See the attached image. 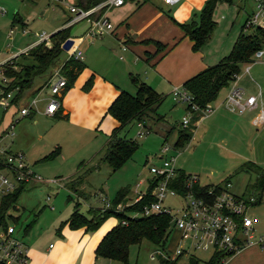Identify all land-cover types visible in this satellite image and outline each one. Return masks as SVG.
<instances>
[{
    "label": "rangeland",
    "instance_id": "374dc122",
    "mask_svg": "<svg viewBox=\"0 0 264 264\" xmlns=\"http://www.w3.org/2000/svg\"><path fill=\"white\" fill-rule=\"evenodd\" d=\"M148 2L158 5L161 1L149 0ZM68 3L64 1L59 4L51 0H0V5L6 10L4 14L0 13V63L11 57L8 55L14 56L12 53L16 49L19 50L20 47L37 39V34L54 32L53 29L64 18V11L69 12L66 7ZM131 3L132 1H127L121 6L107 7L110 20L114 25L118 24L119 17L124 15ZM254 8L255 0H222L218 2L213 13L216 25L212 31L211 39L205 44V53L210 64L219 62L224 55L229 53L241 31V26L248 17L247 14L251 13ZM163 10L169 13L167 8H163ZM16 11L22 18L21 22L25 23L27 33L22 31L18 20L11 23L12 16ZM95 13L93 15L95 17L100 14L99 12ZM85 26L86 18L78 20L70 26V34H79ZM10 28L12 31L9 34ZM245 30L251 31L252 25H246ZM102 37L98 34L93 38V42L90 43L91 48L89 45L87 48H83L84 44L82 43V61L85 60L86 55L88 57L90 55V59L97 61L95 58L97 49L93 47V44L97 42L103 40L106 46L113 47L106 38ZM106 46H103L102 50L110 53L109 64L99 67V71L107 73L106 75H111L114 69L119 71L127 90L135 93L137 87L131 78V71L134 74L140 72L139 78L141 79H145L147 74L133 63L128 55L124 59H120L113 48L109 49L108 47V51ZM64 55L63 52L60 59ZM252 58L254 60L240 64L237 82L248 93L262 89L264 95V55L258 59L253 54ZM247 64H251L249 71L245 70ZM53 80V76L49 78V82ZM42 89L41 98L36 102L37 107L31 109L28 114L21 116L15 107H9L14 111L12 130L9 134H4L1 137L0 144L8 145L12 150L22 151L25 160L42 178L68 177L70 180L76 181L75 189L69 186L72 182L68 183V181L64 184L69 189L63 184H56L52 181L49 183L32 182L33 179H30L25 183L13 205L8 209L11 216L6 218L8 223L14 225V232L19 235L35 231L45 234L57 224L59 219H63L74 209L77 199L81 201L78 209L86 214L89 213L88 203L92 206L99 205L102 194L114 200L121 187H128L129 194L133 195L131 197L128 195L131 200L128 196L122 199L120 209L126 210L129 205L135 202L133 199L137 194L134 195V193L146 189L148 178L152 175L150 164L161 163L160 155L163 145L165 143L174 144L177 127L180 126L183 116H190V111L185 107V101L173 99L170 94H167L156 111H149L146 116L145 124L151 128L150 131H146L143 124L139 126L135 120L127 125L126 132L136 140L138 146L119 168L113 169L112 165L104 158L107 148V144L104 146V142L107 135L98 131H74L64 116L57 114L50 116L43 113L42 107L46 100L44 96L49 92L48 84L46 83ZM226 91H228V87L224 86L211 102L214 109H217V113L215 114L213 111L201 116V112L198 116V118L201 116V120L199 119L198 124L195 123L193 135L187 143L181 147H171L164 154L176 156L177 167L187 173L198 174L202 183L224 184L230 181L233 191L248 195L254 191L253 184L258 176L257 170L249 162L254 161L264 168V121L260 124L253 123L251 119L254 111L245 110L241 115L228 111L225 103H222ZM29 95L30 93H26L25 97ZM158 113L163 117H159ZM222 114H226V116L225 119L220 120ZM9 118L6 115L0 123V127H4ZM15 118L17 119L15 120ZM174 125L176 128L166 136L168 130ZM56 147H58V152L55 151ZM50 152H54V154L47 156ZM140 180H142L141 183H139ZM259 193H261L258 196L259 200L249 206L250 214L262 218L261 223L256 222L255 224L257 235L262 232L260 230L264 229V190ZM171 202L179 204L180 200L173 195L166 196L165 203ZM89 210L91 211L90 207ZM127 212L131 216L141 214L131 210H127ZM27 225L29 226L27 227ZM178 235L179 230L172 227L168 233L165 247L146 237L139 242L131 243L127 264H162V257L167 253L174 254ZM180 242L186 244L185 241ZM263 252L264 250L259 251V253ZM193 253L206 259L210 256L211 251L197 249ZM189 255L190 253H185L178 257L177 264H190ZM176 256L174 255V257ZM259 257L260 254L257 259ZM115 262L124 264L117 260Z\"/></svg>",
    "mask_w": 264,
    "mask_h": 264
},
{
    "label": "built area",
    "instance_id": "2783aa9c",
    "mask_svg": "<svg viewBox=\"0 0 264 264\" xmlns=\"http://www.w3.org/2000/svg\"><path fill=\"white\" fill-rule=\"evenodd\" d=\"M53 1L61 3H64V1L69 2L66 4L70 12V15L65 20L66 25L88 16L93 10L103 5L109 7L124 2V0H104L98 5L85 9L78 7L70 0ZM162 1L170 4L179 0ZM5 12V8L0 5V13L4 14ZM244 23L245 27L246 25L264 26V0H255V8L249 13ZM113 28V22L102 12L99 16L91 19L84 33L89 36H96L104 31H110ZM22 30L24 31L25 28ZM11 31L12 28L9 29V32ZM38 37L37 41L44 40L46 44H50L49 34L46 32L40 33ZM33 43L25 46L20 52H26L28 47ZM123 47H126V44H123ZM262 53L263 49H258L255 51L254 56L260 57ZM69 56L81 59L82 51L80 48H70L66 52L63 60ZM63 60L51 68L47 81L42 85L44 86L47 83L49 86V92L44 96L46 98L44 111L49 114L58 108L62 90L66 86V75L61 72ZM3 62L0 63V123L6 115L10 118L4 127H0V139L4 134H9L10 130H12L14 111L12 110L13 108L9 107H15L21 116L28 114L31 109L37 107L36 102L41 98L40 93L42 90L39 88L37 91L30 93L29 96L25 97L23 95L17 101H14L13 96L16 88L8 87L10 78L4 72ZM249 68L250 64H247L245 70L248 71ZM239 72L234 74V79L228 85V91L223 102L228 110L237 113H243L245 110L259 107L258 113L253 118V122L260 124L264 121V104H260V102L262 103L260 97L261 90L257 93H248L237 82ZM52 76L54 80L49 82V78ZM173 95L176 100L182 99L187 104H191V108L188 109L190 113H192L191 110H200V113L202 112L201 116H203L215 110L214 106L211 105L212 101L204 107H199L193 101L191 92L184 87H175L173 89ZM190 122L191 115H184L181 124L187 125ZM138 124L142 125L143 123L139 121ZM143 127L148 131L144 124ZM171 147L173 148L175 146L165 143L162 147V154L160 155L161 163L150 164L149 167L152 175L148 178L147 187L152 179L151 194L154 198L145 204L142 210L136 211L141 214L153 212H166L170 214L171 225L173 228L179 230V236L177 245L174 248V254L171 253L169 255L167 253L165 257L173 258L174 255L180 253L195 254L193 251L202 249L211 251L208 258L215 252L221 253L219 264H224L225 259L230 254L238 251L242 247L255 242H264V233L257 235L255 232V224L259 218L249 213V206L258 201V195L255 192H251L248 195L238 194L231 189L230 181L224 184L212 183L203 193L197 194L194 191L195 184L203 183L200 182V176L196 173H189L186 178L185 188L173 185L172 182L178 173V167L175 163L176 156H167L164 154ZM30 179L48 183L52 181L56 184L64 185V178L62 176L42 178L25 160L22 151L12 150L8 145L4 146L0 144V205L4 197L11 193L19 183H27ZM141 182L142 180L139 181V183ZM147 187L145 190L138 191L133 201L139 200L147 191ZM168 195L178 197L180 203H165V197ZM101 200L103 202V209L111 208L121 210L122 200H111L105 194L101 195ZM8 209L0 213V264H28V245L22 235L14 232V225L7 222L6 218L11 216ZM123 222L126 223L127 220L123 219ZM180 241H185L186 244H182Z\"/></svg>",
    "mask_w": 264,
    "mask_h": 264
},
{
    "label": "crops",
    "instance_id": "0c3cea01",
    "mask_svg": "<svg viewBox=\"0 0 264 264\" xmlns=\"http://www.w3.org/2000/svg\"><path fill=\"white\" fill-rule=\"evenodd\" d=\"M70 1L73 2V0ZM127 1H132V3L130 7L127 8L124 15L119 17L118 24L114 25L112 30L100 34L103 36L102 38H106L113 47L106 46L103 40L93 44V47L97 49L95 51V58L97 61L90 59V55L89 57L86 55L87 59L85 58L83 61L84 67L76 75L72 84L69 87L65 86L62 90L58 108L53 113L49 114L44 111V104L42 107L43 113L47 115L54 116L58 113L59 116H64L68 125L71 126L74 131H98L106 134L107 139L104 142L105 144L103 143L104 146L108 144L109 136L113 128L118 125L117 119L107 112L108 106L121 89L127 88L124 85L123 77L119 71L114 69L111 75H106L107 73L99 71V67L108 66L109 64L110 53L102 50L103 46H106V50L108 51L110 47L113 48L120 59H124L125 56L128 55L129 59L147 74L144 77L146 80H143L161 92L164 96L163 99H165L167 94H170L173 99H175L173 95V89L175 87H184L183 83L185 80L209 65H212L205 53V44L211 39L212 34L205 44L199 49H194L192 39L184 34L183 29L177 23L190 19L195 11L200 10L205 0H179L170 4L160 0L161 2L158 5L148 2L149 0L143 1L140 4L137 3L136 0H124V2L118 6L124 5ZM56 3L60 4L61 2ZM163 8H167L169 13L165 12ZM98 9L93 10L91 13L98 12ZM107 9L108 8L103 12L110 18ZM15 14L18 15L17 11ZM69 15L70 12L64 11L63 20L53 31L65 26V20ZM247 15H249V13ZM13 16L11 20L12 24L18 20H14ZM18 17L20 18L18 21L20 22L21 28H26L24 25L25 23L21 22L22 18L20 15H18ZM83 18H86V26L79 34L67 37L71 38L72 42L70 47L64 50L65 54L70 48L72 49L74 47L80 48L81 51H83L81 47L82 43L84 44L83 48H87L88 45L91 48L90 43L93 42V38L98 36H89L84 33L91 19L95 18V16L88 15ZM73 23H71V25ZM23 32L27 33L26 29ZM37 36H39V34H37ZM38 38L39 37L30 43L37 41ZM123 44H126V47H123ZM114 45L116 46L114 47ZM24 47H20L19 50L16 49L12 54L16 55V52L21 51ZM262 49L263 53L261 56L264 55V47H262ZM8 56L12 57L13 55ZM260 57H258V59ZM131 73L133 72L131 71ZM137 73L141 75L140 72ZM89 77H91V84L88 88L84 89L83 84ZM40 88L42 89L43 86ZM259 90H261L260 97L262 99V103L260 102V104H264L262 89L249 93H257ZM223 100L222 103H224ZM184 103L187 108V102ZM250 111H254V115L251 119L253 122V118L258 113L259 107L250 109ZM230 112L237 115L242 114ZM213 113L216 114L217 109L214 110ZM191 114L192 113H190V115ZM225 116L226 114H222L219 119L223 120ZM200 118L195 121L196 124L200 122ZM69 180L70 179L66 177L63 183ZM32 182H36V180ZM63 186L66 187L65 184ZM66 188L69 189L68 187ZM129 193L130 191L128 190L126 197L128 195H130V197L133 196ZM136 194L137 192L134 193V195ZM130 197L129 199L131 200ZM77 200L76 202L79 207L81 201L79 199ZM90 202L92 203V201ZM102 203V200L97 206H92L88 203L87 210L89 213L86 214H91L89 207L90 209H95L96 207L101 208ZM51 208H53V205H51ZM66 217L59 219L57 224L52 226L45 234L44 232L39 233L38 231L31 232L30 234L27 232L25 235L24 233L22 234L24 241L28 245V264H117L115 261H120L115 258L102 256L96 252L97 245L104 234L119 221L116 216L110 215L95 229H86L85 226L70 227L68 223L61 224V221ZM258 218L259 220L257 223H261L262 218L259 216ZM260 232L264 233V229L260 230ZM261 250H264V242H255L246 245L230 254L225 259L224 264H264V252L259 253ZM259 254L260 257L257 259Z\"/></svg>",
    "mask_w": 264,
    "mask_h": 264
},
{
    "label": "trees",
    "instance_id": "16d2710c",
    "mask_svg": "<svg viewBox=\"0 0 264 264\" xmlns=\"http://www.w3.org/2000/svg\"><path fill=\"white\" fill-rule=\"evenodd\" d=\"M103 1L73 0V3L80 8L86 9L98 5ZM136 1L140 4L146 0ZM219 1L222 0H205L200 10L195 11L190 19L177 22L183 29L184 34L192 39L194 49H199L209 40L216 25L213 13ZM106 8L107 6L103 5L99 7L98 12L102 13ZM95 14L91 13L89 16ZM13 19L19 20L20 18L15 14ZM70 26L71 24H67L51 32L49 34L50 44H46L44 40H39L30 45L26 52H19L2 63L5 74L10 78L8 87L16 88L13 96L14 101H17V99L26 93L37 91L46 82L51 68L63 59H60L61 54L64 52L61 45L71 35L69 30ZM245 29L244 23L232 49L219 62L209 65L184 81V88L191 92L193 101L199 107H204L207 103L213 101L218 96L221 88L228 86L234 79V74L240 71V64L242 62L252 61L255 51L262 49L264 45V26L252 25L251 31ZM19 57L20 59H18ZM83 67L84 62L73 56H69L62 61L61 72L66 75L67 87L72 84L76 75ZM131 78L137 87L136 92L133 93L127 89H121L107 109V112L113 115L118 121V125L113 128L109 136L104 154V158L112 165L113 169L119 168L133 154L138 146L136 140L126 132L125 128L127 125L134 120L137 122L140 121L150 131L151 128L145 124L146 116L149 114V111H156L164 98L161 92L145 80L139 78L138 74L132 73ZM90 84L91 77L86 79L83 88H88ZM190 108L191 104L188 103L187 109ZM191 111V122L187 125L180 124L177 127V137L173 144L175 147L185 145L193 135L195 121L200 114V110ZM57 115L59 114L57 113ZM158 115L159 117H163L162 114L158 113ZM175 126H172L168 130L166 136L176 128ZM55 151L58 152V147H56ZM53 154L54 152H50L47 156H52ZM249 164L258 172V176L253 184V192L260 196L261 193L259 192H263L264 190V168L257 165L254 161H250ZM188 175L189 173L178 168L177 176L172 184L180 188H185ZM69 182H72L69 186L74 187L76 181L69 180ZM211 184L196 183L194 191L197 194L203 193ZM152 185L153 182L151 179L147 191L139 200L129 205L126 210L95 208L91 209V214L88 216L78 209V203L76 202L74 209L61 221V224L68 223L70 227L85 226L86 229H95L110 215L118 216L119 221L104 234L97 245L96 252L102 256L115 258L127 264L131 243L139 242L142 238L146 237L165 247L168 233L172 228L170 214L166 212H153L132 216L127 212V210H142L145 204L153 200L154 196L151 194ZM24 186L25 182L19 183L11 193L4 197L0 205V213L13 205V202ZM128 190V187H121L114 201L124 199ZM122 219H126L127 222L124 223ZM168 254L170 255V253ZM181 255L183 254L180 253L173 258L164 256L161 258V263L177 264V259ZM220 259L221 253L218 252L213 253L207 259H202L196 254L189 255L190 264H219Z\"/></svg>",
    "mask_w": 264,
    "mask_h": 264
},
{
    "label": "water",
    "instance_id": "95a60500",
    "mask_svg": "<svg viewBox=\"0 0 264 264\" xmlns=\"http://www.w3.org/2000/svg\"><path fill=\"white\" fill-rule=\"evenodd\" d=\"M71 42H72V39L71 38H66L64 40V42L62 43V45H61L62 48H63V50H67L70 47Z\"/></svg>",
    "mask_w": 264,
    "mask_h": 264
}]
</instances>
